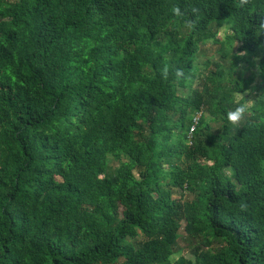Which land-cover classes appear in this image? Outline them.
Here are the masks:
<instances>
[{
	"label": "trees",
	"instance_id": "16d2710c",
	"mask_svg": "<svg viewBox=\"0 0 264 264\" xmlns=\"http://www.w3.org/2000/svg\"><path fill=\"white\" fill-rule=\"evenodd\" d=\"M220 27L264 76V0H0V264H264V94L201 76Z\"/></svg>",
	"mask_w": 264,
	"mask_h": 264
},
{
	"label": "rangeland",
	"instance_id": "374dc122",
	"mask_svg": "<svg viewBox=\"0 0 264 264\" xmlns=\"http://www.w3.org/2000/svg\"><path fill=\"white\" fill-rule=\"evenodd\" d=\"M210 31L215 32V37L218 39V42H215L212 39L199 42L197 51V61L201 63L200 65H198V69H200L201 76H206L211 73V71H214L216 69V63H219L223 67V69L221 70L224 71V79L222 80L223 86L231 88L234 85V81H237L240 84L235 85L230 89L231 95L235 102H237V100L243 95L250 96L251 98L257 93L264 94V76L261 77L259 75L258 67L256 65H248L247 62L243 59H237L238 61L236 62L233 70L231 71V73H229L228 69L230 68L233 62L232 53H234L235 51L233 49V51H231L229 54L224 55L223 51L219 49V47L221 46L220 41L223 40L226 31L223 27H220L218 30L213 28ZM206 60H208L207 64L204 63V61ZM202 80L203 78L198 79L194 82L193 86H198L199 83H202ZM246 84V89L241 92V86ZM243 103L248 106L251 103V99L244 101ZM201 113L207 118L210 117V115L205 109ZM108 163L111 167L117 165L116 161L111 157H109ZM179 231L180 233H183L182 227L179 229ZM192 243L194 242H186L185 246L181 250H178L173 254V258H177L179 255L188 257L190 253V246L193 245Z\"/></svg>",
	"mask_w": 264,
	"mask_h": 264
},
{
	"label": "clouds",
	"instance_id": "9594fccd",
	"mask_svg": "<svg viewBox=\"0 0 264 264\" xmlns=\"http://www.w3.org/2000/svg\"><path fill=\"white\" fill-rule=\"evenodd\" d=\"M172 11L178 13V9L174 8ZM242 113H243V108L242 107H236L234 110L229 111L226 114L227 119L232 123H236L237 121L240 120Z\"/></svg>",
	"mask_w": 264,
	"mask_h": 264
}]
</instances>
